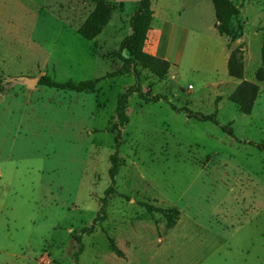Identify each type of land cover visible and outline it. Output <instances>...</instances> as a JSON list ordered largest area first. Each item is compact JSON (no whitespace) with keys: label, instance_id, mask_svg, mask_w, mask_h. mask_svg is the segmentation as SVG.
<instances>
[{"label":"rangeland","instance_id":"rangeland-1","mask_svg":"<svg viewBox=\"0 0 264 264\" xmlns=\"http://www.w3.org/2000/svg\"><path fill=\"white\" fill-rule=\"evenodd\" d=\"M99 1L112 8L111 17L86 40L77 30ZM230 1L242 27L235 41L214 28L211 0H151L144 46L159 45L170 69L162 80L139 73L144 92L164 95L176 108L216 111L233 138L166 102L132 95L116 194L106 219L81 237L79 264H264V83H257L248 116L228 100L242 80L256 83L263 66L264 0ZM138 2L0 0V264H74L73 236L91 224L109 184L116 98L134 83L125 75L101 81L92 93H74L10 80L46 75L77 83L116 71ZM236 48L242 80L227 73L225 59ZM139 202L176 208L179 219L168 229Z\"/></svg>","mask_w":264,"mask_h":264},{"label":"trees","instance_id":"trees-1","mask_svg":"<svg viewBox=\"0 0 264 264\" xmlns=\"http://www.w3.org/2000/svg\"><path fill=\"white\" fill-rule=\"evenodd\" d=\"M216 29L219 36H228L231 41H235L241 37L242 27L237 20L239 8L236 7L230 0H211ZM112 13V8L102 1L96 3L92 12L87 16L85 21L78 28L77 33L86 40L95 39L107 26ZM153 21V10L151 9V0H139L136 10L129 19L130 34L124 37L116 52L117 57L121 61L120 67L103 77L93 80L79 81L77 83L72 81L57 82L50 77L44 75L38 79V85L47 88H52L58 91H67L74 93H92L97 84L108 78H115L125 75H130L134 79V83L125 88L116 98V123L112 126L114 152L109 156L110 166L107 171L109 184L100 198V207L89 226L82 227L78 234L73 236L76 244V251L73 254L74 264H79V255L83 252V244L81 237L93 232L95 226L102 223L106 219V212L109 199L116 194L115 184L116 176L121 167V158L119 157L118 150L121 145V131L129 123L127 114L128 100L132 95L143 102H166L170 105L175 113H182L188 119H193L197 122H208L220 129L228 136L233 138L232 131L229 124L220 126L217 121V112L211 114H202L199 112H192L187 107L176 108L174 105L167 101V98L161 94H151L144 92L140 83L141 70H147L158 80L164 79L170 68V63L167 60L148 54L144 51V45L148 32L151 30ZM232 22L236 23V29L231 27ZM123 53L126 55L124 56ZM261 60L263 66L255 74V82L244 81L243 79V55L240 48L232 50L227 59V73L228 76L242 80L229 95L228 100L236 107L237 111L242 115H250L253 109L254 101L257 98L259 86L257 83H264V43L262 44ZM4 79L0 75V93L3 92ZM264 150V147L259 146ZM156 202V201H154ZM139 205L144 208L145 212L152 216L159 214L165 220V226L171 229L175 226L179 219L180 212L176 208H163L148 204L146 202H139ZM106 239L109 248L113 254L122 258L123 252L116 246L113 238L106 234Z\"/></svg>","mask_w":264,"mask_h":264},{"label":"water","instance_id":"water-1","mask_svg":"<svg viewBox=\"0 0 264 264\" xmlns=\"http://www.w3.org/2000/svg\"><path fill=\"white\" fill-rule=\"evenodd\" d=\"M10 82L16 83L22 86H26L27 88H33L35 85L38 84V79L29 78V77H19V78L10 80Z\"/></svg>","mask_w":264,"mask_h":264},{"label":"crops","instance_id":"crops-1","mask_svg":"<svg viewBox=\"0 0 264 264\" xmlns=\"http://www.w3.org/2000/svg\"><path fill=\"white\" fill-rule=\"evenodd\" d=\"M152 9V8H151ZM154 14V13H153ZM152 31V25H151V30L149 31V32H151ZM148 32V33H149ZM147 36H148V34H147ZM160 37V36H159ZM159 37H158V39H159ZM144 51L145 52H147L148 54H150V55H153V56H156V57H159V58H161V59H166L165 57H163V56H161V55H159L158 53H159V45H158V47H156L154 50H150V51H148L147 49H146V47L144 46ZM228 55H227V57H226V61H227V59H228ZM170 69V68H169Z\"/></svg>","mask_w":264,"mask_h":264},{"label":"built area","instance_id":"built-area-1","mask_svg":"<svg viewBox=\"0 0 264 264\" xmlns=\"http://www.w3.org/2000/svg\"><path fill=\"white\" fill-rule=\"evenodd\" d=\"M191 88V87H190Z\"/></svg>","mask_w":264,"mask_h":264}]
</instances>
